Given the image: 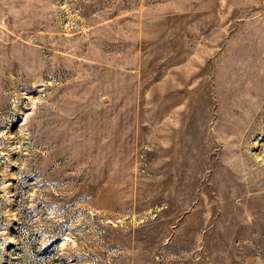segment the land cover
Returning <instances> with one entry per match:
<instances>
[{
    "label": "rangeland",
    "instance_id": "374dc122",
    "mask_svg": "<svg viewBox=\"0 0 264 264\" xmlns=\"http://www.w3.org/2000/svg\"><path fill=\"white\" fill-rule=\"evenodd\" d=\"M0 264H264V0H0Z\"/></svg>",
    "mask_w": 264,
    "mask_h": 264
}]
</instances>
